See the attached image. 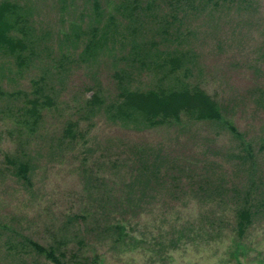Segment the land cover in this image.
<instances>
[{
    "label": "rangeland",
    "instance_id": "1",
    "mask_svg": "<svg viewBox=\"0 0 264 264\" xmlns=\"http://www.w3.org/2000/svg\"><path fill=\"white\" fill-rule=\"evenodd\" d=\"M8 1L23 10L29 43L21 59L0 52V264H264V0L220 1V13L179 28L181 48L195 53L188 82L206 90L223 120L251 142L252 170L222 122L134 131L77 114L96 83L105 99L115 91L112 58L80 55L91 29L115 15L116 0H97L98 12L93 0ZM153 1L165 12L168 0ZM155 74L143 73L140 87L153 85ZM41 79L53 104L43 108L39 132L21 137L9 110ZM70 118L80 120L82 134L72 143L60 134ZM8 157L24 159L31 186L15 177ZM162 164L178 190L151 181L143 193L139 179L148 177L131 171ZM251 180L259 213L238 235L229 197ZM29 240L52 250L58 263Z\"/></svg>",
    "mask_w": 264,
    "mask_h": 264
},
{
    "label": "trees",
    "instance_id": "2",
    "mask_svg": "<svg viewBox=\"0 0 264 264\" xmlns=\"http://www.w3.org/2000/svg\"><path fill=\"white\" fill-rule=\"evenodd\" d=\"M116 1L118 4L114 6L115 15L111 14L108 23L106 21L101 28L91 29L80 55L84 61L104 56L112 58L115 91L105 99L101 94L103 89L100 83H96L91 88L94 93L78 107L77 114L80 112L83 119H87L90 114L92 117L101 116L112 124L134 131L161 126L178 127L187 124L184 121L222 122L239 142L241 153L244 155L242 160L252 170L254 152L251 142H247L233 125L223 120L218 102L209 96L206 90L188 82L187 78L194 67L191 57H195V53L188 47L185 51L181 48L185 47L182 46L184 35L179 28L183 27L187 19L206 13H220L223 9H219L220 1L226 4L232 0H168L165 12H159L153 0H147L144 5H141L140 0ZM93 2L98 12V1ZM145 24L152 25L151 29L146 30ZM174 24L178 26L172 31ZM26 25V16L18 4L8 0L0 2V52L21 59V54L28 48L25 42L29 43ZM13 30H17L21 36H13ZM121 30L122 34H119ZM143 73L159 74H155L157 79L153 85L141 88L139 80L143 79ZM41 83L42 79L33 81L31 98H26L25 103L19 101L9 110L12 123L21 137L34 136L39 132L38 126H42L43 119L42 110L53 104L52 95L45 93ZM263 92L264 90H261V93ZM261 93L259 101L263 100ZM78 124V119L70 118L66 121L60 132L61 141L72 143L77 137H82ZM262 143L259 150L264 149V140ZM23 160L6 158V162L14 170L15 177L26 186H31L30 169L26 163L21 162ZM131 173L136 178L148 177L144 181L139 179L143 193L152 185L151 181L162 186L164 190L166 189L163 185L169 186L168 190H178L174 186L177 177H170L169 170L163 164L162 169L156 168L155 171ZM96 179L98 181L95 182L99 185L104 182L100 176ZM232 193L229 198L236 201L234 214L237 233L242 235L259 213V188L251 180L250 185L243 188V192L233 190ZM260 206L264 208V199ZM28 244L35 252L44 254L47 259L58 263L52 250L30 240ZM6 245V248L11 250L9 244Z\"/></svg>",
    "mask_w": 264,
    "mask_h": 264
}]
</instances>
